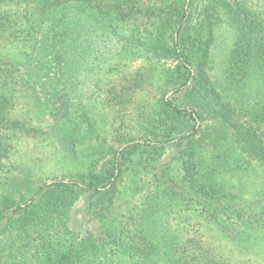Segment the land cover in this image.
Listing matches in <instances>:
<instances>
[{
    "label": "trees",
    "instance_id": "16d2710c",
    "mask_svg": "<svg viewBox=\"0 0 264 264\" xmlns=\"http://www.w3.org/2000/svg\"><path fill=\"white\" fill-rule=\"evenodd\" d=\"M251 1L0 0V264H264V0ZM90 77L111 123L86 103ZM24 137L77 169L38 179ZM83 197L95 229L70 223Z\"/></svg>",
    "mask_w": 264,
    "mask_h": 264
},
{
    "label": "rangeland",
    "instance_id": "374dc122",
    "mask_svg": "<svg viewBox=\"0 0 264 264\" xmlns=\"http://www.w3.org/2000/svg\"><path fill=\"white\" fill-rule=\"evenodd\" d=\"M253 1L255 3L254 6H259L261 4L260 3L261 0H252L251 2ZM229 44L230 41H229V35L227 34V30L222 27L221 31L218 32V39H217L216 47L214 49L215 71L213 72L212 77L215 79V81L220 82L221 65ZM135 67H139V66H134L133 68H131V71L133 69H136ZM99 77L100 76H98V78ZM96 79L97 78L95 77H90V79H88L89 91L93 93L94 98L91 101L89 100L86 101V103H88L90 107H92L94 110H97L99 114H102V117H105L111 123L113 112L110 109H105V107H103V93L97 92L95 90ZM47 123H48L47 121L43 122L42 120L36 121V124L39 126H44ZM108 128L111 132L114 131V129H112L110 124H108ZM111 132H110V137L114 135V133ZM17 149H18L17 157L19 158V163H24L25 165L29 166L32 173L36 177H38V179H41L43 181L52 182L56 179H60L62 177L68 176L69 173H72V171H75L77 169V164H73L70 160L63 158L61 152H59L60 147H58V145L53 143L52 140H48V139L44 140L42 137L39 138L24 137L23 139L20 140L19 144L17 145ZM86 199L87 198L83 197L76 204L71 214L70 223L73 227H77V228L84 229V227H89V229H95L96 223L91 220L86 210V206H87ZM3 243L9 249L8 251L3 253L2 262L5 263L7 260H9L10 255H14L13 251L15 252V247L13 248V241L11 240L4 241ZM16 245L17 248L20 246V243H17ZM28 258L30 260V264H36L32 262L31 257ZM11 260L8 261V264H10V262L13 263V261ZM20 260L23 261V256H18L17 258L14 257V261L16 262H20Z\"/></svg>",
    "mask_w": 264,
    "mask_h": 264
}]
</instances>
